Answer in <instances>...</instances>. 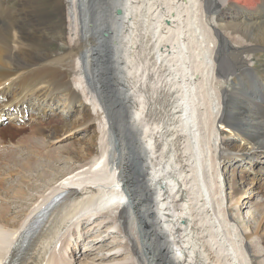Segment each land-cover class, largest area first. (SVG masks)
Here are the masks:
<instances>
[{
	"label": "bare ground",
	"instance_id": "bare-ground-1",
	"mask_svg": "<svg viewBox=\"0 0 264 264\" xmlns=\"http://www.w3.org/2000/svg\"><path fill=\"white\" fill-rule=\"evenodd\" d=\"M263 53L264 0H0V117L79 110L13 162L0 264H264Z\"/></svg>",
	"mask_w": 264,
	"mask_h": 264
},
{
	"label": "rangeland",
	"instance_id": "rangeland-1",
	"mask_svg": "<svg viewBox=\"0 0 264 264\" xmlns=\"http://www.w3.org/2000/svg\"><path fill=\"white\" fill-rule=\"evenodd\" d=\"M2 1L3 0H1V2ZM7 1L9 3H11V2L16 1V0H7ZM50 48H55V45L50 46ZM256 64L258 66H263L264 65V53L258 58ZM32 71L33 70H30L29 74L33 75ZM1 99L2 98H0V101H1ZM34 111H33V113H34ZM78 111H79L78 109H74L68 114V116H66V115H64L63 112L60 111L59 105H52V107H50V110L48 111L47 115H45V117H38L37 115L36 116H31V114H30L31 111H28L30 113L28 115H25V118L23 120H21V121L11 120L10 121L8 119L9 120L8 122L10 123V125L3 124V127L6 128V132H5L6 134L5 135H7V133H9L8 137L10 138V141L11 140H13V141L15 140L16 142H18V141L19 142L16 143V145L13 147L12 150L8 151L7 148L6 149H3V148L0 149V165H1L0 166V179L2 178L1 179L2 180L1 181L2 182L1 185H4L3 187H5V182L7 181L6 182V187L7 186L9 187V188L8 187L6 188L8 190L1 189L3 191L2 192L0 190L1 193H4V192H8L9 193L11 191V189L13 188L14 182L12 181L13 183H11V184L8 183L9 182L8 179H10V178L13 179V178H16L18 176L19 179L21 180L19 185H22L23 183H25V180L28 178L27 174L30 173V171L34 170V169L33 170L32 169H30V170H22V168L20 166H16L14 164L15 161H22V160H19V158H22V157H27L28 161H30L32 163L40 160L41 157H35L32 154H26V152H25L26 148L25 147H27V145H29V143H31L32 141L40 139V135L42 136L43 133L46 134V132H47L46 128H48L51 131V128L53 126L61 125L60 124V123H62L61 121L64 120V118L60 119L61 115L66 117L64 121L68 122V121H72L78 115ZM171 111H170V113H171ZM165 118H166V123L168 124L171 120L169 119L168 116L165 117ZM38 120L40 122H42L41 127H44V129L42 130V133H39V129L41 128L40 126L35 127L32 131L29 130L30 129V125L34 124ZM167 120H168V122H167ZM45 126H47V127H45ZM20 127H23V128H20ZM92 130H93L92 126H90V125H88V126H77V127L74 128V130L72 132H70L68 134H64V135L60 134L57 137V140H62V143H66V142L70 143L71 141H75L76 140L77 142H80V144L84 145L81 142H85V141L87 142V140L88 141L90 140V137L92 135ZM54 145H55V143H54ZM71 160H75V159L72 157ZM43 162H46V160H43ZM69 164H70V161H67L64 164L61 163L59 166L62 167V168L57 166L58 167V171L65 170V168L68 167ZM241 168L243 169V167H241ZM241 168H238V169H241ZM235 174H236V180H238V182H239V180H240V177H239L240 171L236 170ZM7 175H8V177H7ZM252 175L256 176L257 178L258 177L260 178V177L264 176V172H257V174H252ZM248 176H250V173L248 174ZM38 182H40V181L38 180ZM26 183L29 184L30 183L29 180ZM240 186H243V184L240 183ZM244 188L247 189L246 190V195H248V192H249L248 187L244 185ZM27 189L28 188H26L25 190L27 191ZM11 195L12 194H10V196ZM247 200H248V198H244L243 202H246ZM249 209H250L249 202L244 203V205H242V214H243L244 219L248 220L247 221L248 223L254 224L256 222V220L258 219L259 215L255 214L254 212L251 215H249ZM13 210H14V207L11 208L12 213H13ZM256 215H257V217H256ZM253 216L256 217L255 218L256 220L253 218ZM17 221L18 220H14L13 222H11L12 224L10 223V225L11 226L15 225L17 223ZM260 225L262 226L261 230H263L264 229V219L261 220ZM86 237L87 236H85L83 238L84 241H86ZM104 241H105V239H103V241H101L100 243H104Z\"/></svg>",
	"mask_w": 264,
	"mask_h": 264
},
{
	"label": "water",
	"instance_id": "water-1",
	"mask_svg": "<svg viewBox=\"0 0 264 264\" xmlns=\"http://www.w3.org/2000/svg\"><path fill=\"white\" fill-rule=\"evenodd\" d=\"M117 12L119 13V12H120V10H117Z\"/></svg>",
	"mask_w": 264,
	"mask_h": 264
}]
</instances>
